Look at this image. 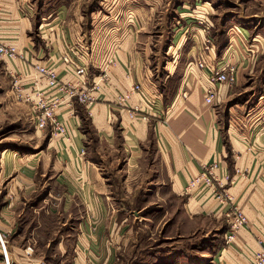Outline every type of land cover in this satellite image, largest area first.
<instances>
[{
    "label": "crops",
    "instance_id": "0c3cea01",
    "mask_svg": "<svg viewBox=\"0 0 264 264\" xmlns=\"http://www.w3.org/2000/svg\"><path fill=\"white\" fill-rule=\"evenodd\" d=\"M165 1L133 3L136 8L128 5L131 13L136 9L129 23L123 24L126 10L118 21L113 18V26L106 25L116 45L110 51L104 48L107 40L100 38L97 27L101 24L95 26L97 21H92L89 25L90 18L78 0L47 11L46 22L37 27L38 42L30 33L36 4L28 0L0 4V41L14 46L19 54L0 57V113L12 110L8 104L11 77L17 78L15 85L22 92L39 90L51 100L63 96L46 86L35 65L54 66L61 82L77 85V92L93 97L89 105L77 97L60 100L56 115L66 134L51 133L52 148L45 157H28L4 140L0 148V236L9 264H118L132 246L136 210L142 200L143 204L148 200L142 190L152 189V180L165 193L186 195V212L195 218L225 216L228 206H222L212 189L186 191L188 181L213 162L217 165L213 170L216 191L225 190L232 199L230 205L241 209L248 221L229 244L215 248L214 262L248 264L249 254L260 249L259 240L264 237V120L238 118L230 122L224 136L211 105L224 97L226 85L212 83L210 73L224 66L238 71L262 54L264 40L261 29L255 32V28L264 29V0L244 3L240 17L244 25H234L239 32L228 31L229 43L222 52L213 42L211 49L203 50L206 35L198 23H208L210 4L215 0H195L190 10L179 7L181 24L175 25L177 18L172 21L170 44L162 48L167 57L171 53L170 62L164 64L169 80L159 88L152 63L158 60L154 48L162 30L169 29L168 20L167 26L159 21ZM256 6L260 9L248 11ZM105 17L102 26L112 18ZM158 25L161 33L154 42L152 34ZM246 33H252L250 42ZM110 56L105 77L102 66ZM200 61L203 68L198 66ZM76 65L84 68V75L76 72ZM135 84L154 100L149 121L130 120L126 107L116 102L117 96ZM209 88L215 92L212 104L205 101ZM181 92H185L184 100ZM139 103L145 110L136 94L124 105ZM17 107L19 111L13 110L20 115L14 119L20 125L17 133L28 135V128L21 127L23 115L26 111L34 126V109L24 101ZM34 128L32 134L37 136L50 129ZM227 144L233 152L230 162ZM0 264H5L1 251Z\"/></svg>",
    "mask_w": 264,
    "mask_h": 264
},
{
    "label": "rangeland",
    "instance_id": "374dc122",
    "mask_svg": "<svg viewBox=\"0 0 264 264\" xmlns=\"http://www.w3.org/2000/svg\"><path fill=\"white\" fill-rule=\"evenodd\" d=\"M70 1L72 0H28L30 4H34V6L36 4L37 7V10H35L34 15L31 17L32 28L30 31L31 37L35 42L39 40V37H37V27H40L42 23L46 22L45 15L47 11L51 8L55 9V7L60 4H68ZM78 1L81 8L85 11L84 14L90 18V26V22L92 21H97L95 22V26H99V24L102 26L104 20L107 19L106 17L104 19V16H112L109 22L104 24L105 26H102L103 28L100 29V26L97 27L100 31L102 42L107 40L104 48L110 51V49L113 47L115 48L116 45L114 41H112L109 30L111 27L107 29L106 25H111L113 18L118 21V19L123 17L124 10H126L127 14L123 24L129 23V21L132 22V16L134 12L136 15V9L131 13L126 9L128 5H133V3H135L134 5H142L143 3L148 4L149 0ZM199 1L202 0H197V2ZM206 1L209 0L203 2ZM165 2L164 6L160 9L162 12L159 15V21H164L166 25V20H168L169 29H163V35L159 37L161 33L159 29L160 25L154 26L156 28L154 29L156 33L152 34L154 42L160 38L154 48L159 54L158 60L154 59L152 63L157 84L160 86L159 88H161L163 84L165 85L164 80H169V78L166 79L165 77V75L168 74V69L164 67V64L167 61L170 62L171 53L167 57L166 53L165 55L162 54V52H164L162 48L170 44L172 21L174 22L177 18L175 25L178 26L181 24V8L178 10L179 7L183 6L182 9L186 7L190 10L195 6V0H166ZM246 2H248V0L211 1V13L209 19H207L208 23L198 20V23L204 28L203 32H205L206 35V37H204L206 44H202L203 50H206L207 46L211 49L212 42L220 52L224 50L229 43L228 31L231 30L233 33L239 32L238 30H240V28L234 25L238 23H240L238 24L240 26L244 25V22H240V17L244 15V3ZM134 5L133 8L135 7ZM254 9L260 8L257 6L256 8L250 7L248 11L251 13ZM111 10L113 11L110 14ZM101 18H103V20H101ZM116 21H114V23ZM262 28L263 26H261V28L258 26L255 28V32L261 29L260 33H262L261 38L263 41L264 29ZM246 34L249 35L245 36V39L250 42L252 33ZM87 38L89 40V37ZM102 42L100 41V44ZM96 47L97 50L100 49L99 44H96ZM235 71V81L225 84L226 90L224 97L215 104H212L214 99L212 103H210L212 104L211 108L216 112L217 120L220 123L224 136H226L225 134L229 128L230 122L237 121L238 118H249L253 116V119L261 117V119L264 120V51L255 62L244 64L241 66V69L239 68L238 71ZM16 79L15 77H11L10 82L12 92L10 93L8 104L11 105L10 108L12 107V110L6 111L8 113L2 111L3 115L0 113V148L4 146V140L8 139L7 142H13L12 146H14L8 145V147L24 151L28 157H32L35 154H41L45 157L52 148L51 135L53 132L50 129H43L44 131L39 132L41 135L38 136L32 134L35 128L29 119L30 116H28L25 111L26 114L23 115L22 120L24 125H21V127H27L29 133L28 135H20L17 133V129L20 128V125H18L14 119L20 115H16L13 110L19 111L17 106L21 105L22 100L20 99L19 92L16 90ZM19 86L18 89H20ZM180 96L182 100H184L181 94ZM5 117L11 118L13 121L10 122L3 119ZM25 117L27 120H25ZM163 118H165V116H163ZM261 128L263 132V124ZM227 149L230 152V162L233 152L230 151L228 144ZM189 190L191 189L186 186V191ZM142 192L146 194L148 200L145 201L144 204L142 200L140 210H136L137 215L132 212L133 215L137 216L134 224L135 227L133 228L134 233L132 234L134 241H131L132 246L121 256V262L118 264H216L213 260L215 248L225 246L231 242H226L225 240V232L229 230L227 216H206L205 218L200 216L195 218L191 213L189 214L186 212V195L175 196L168 194V192L165 193L163 188H156L154 180H152V189H144Z\"/></svg>",
    "mask_w": 264,
    "mask_h": 264
},
{
    "label": "built area",
    "instance_id": "2783aa9c",
    "mask_svg": "<svg viewBox=\"0 0 264 264\" xmlns=\"http://www.w3.org/2000/svg\"><path fill=\"white\" fill-rule=\"evenodd\" d=\"M4 0H0V4ZM202 21V20H200ZM206 49H210L208 46ZM19 54L16 51V48L12 45H5L0 41V57H8V58H16ZM112 57L110 56L106 58L104 65L102 66L103 76L107 77L106 69L107 66L112 62ZM198 66L203 68L204 63L202 61L198 62ZM36 71L43 77L46 82V86L49 89L54 90L58 94H63V96L58 97L54 96L51 99H47L42 91L39 90H31L27 92L24 90L22 92V88L18 89V85H16V90L19 92L20 99L24 102L30 103L32 108L34 109L33 121L34 126L43 130L46 128H50L53 133L61 134L62 136L66 134V128L63 122L57 119L56 108L60 104V100L67 102L73 100L74 98H78L80 102H83L87 105L91 104L93 97L89 96L85 92H77V85H74L70 82H61L58 79L57 72L55 67L52 65H35ZM76 72L81 76L84 75L85 70L82 66L76 65ZM236 71L233 66H224L218 69L212 70L210 73V81L212 83L218 84H228L232 83L236 79ZM16 84V83H15ZM82 84H85L83 81ZM93 88H97L95 84ZM138 95L141 103L145 106V110L141 109V104H136L134 106H125L124 103L129 100L133 95ZM182 97L184 98L185 92H181ZM180 96V94H179ZM215 96V92L213 89L209 88L206 90L205 101L206 103H212ZM181 97V96H180ZM65 101V102H66ZM150 97H148L139 84H135L131 87L130 90L120 94L117 96L116 102L121 107H126L127 114L130 120L136 121H149L151 119V113L153 114V102ZM147 106V108H146ZM263 131H264V123H263ZM217 167L216 163L213 162L211 164H207L203 166L202 171L199 175L192 177L188 182V188L195 189L198 187H208L213 190V194L215 198L222 204V206H228L227 211L225 212V216L228 218L229 222V230L225 232V240L226 242H230L234 239L236 232L247 225V218L245 214L239 209L237 206L230 205L232 203L231 197L226 193L225 190L221 192L216 191V183L217 180L215 178V174L213 170ZM260 249L254 253L249 254L248 264H264V237L259 240ZM0 251L3 256V260L5 264H9L6 248L2 237L0 236Z\"/></svg>",
    "mask_w": 264,
    "mask_h": 264
},
{
    "label": "bare ground",
    "instance_id": "6f19581e",
    "mask_svg": "<svg viewBox=\"0 0 264 264\" xmlns=\"http://www.w3.org/2000/svg\"><path fill=\"white\" fill-rule=\"evenodd\" d=\"M3 240V239H2ZM4 241V240H3ZM5 244V243H4Z\"/></svg>",
    "mask_w": 264,
    "mask_h": 264
}]
</instances>
